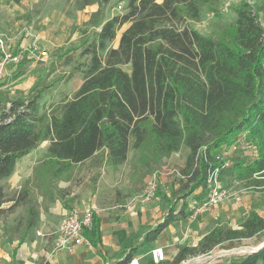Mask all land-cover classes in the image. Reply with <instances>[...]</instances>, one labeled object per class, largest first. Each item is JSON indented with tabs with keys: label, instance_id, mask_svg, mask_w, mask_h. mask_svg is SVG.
Listing matches in <instances>:
<instances>
[{
	"label": "trees",
	"instance_id": "16d2710c",
	"mask_svg": "<svg viewBox=\"0 0 264 264\" xmlns=\"http://www.w3.org/2000/svg\"><path fill=\"white\" fill-rule=\"evenodd\" d=\"M121 1L125 11L105 18L109 0H76L97 8L86 22L89 35L57 56L77 50L71 68L47 83L39 77L25 93H0V217L16 205L2 207L8 201L5 181L44 140L50 142L45 163L54 176L90 158L115 167L131 150L136 163L152 167L186 147L177 212L184 221L207 196L214 170L221 183L228 178L264 189V26L254 6L246 0L230 4L234 20L216 35H203L189 22L213 9L215 0ZM75 77L80 83L60 116L56 106L43 110L42 98L52 95L55 84ZM173 209L171 204L152 239L172 221ZM85 235L99 241L94 218ZM263 241L264 216L252 208L237 228L216 223L195 246H180L171 264ZM223 264H264V246L235 253Z\"/></svg>",
	"mask_w": 264,
	"mask_h": 264
},
{
	"label": "crops",
	"instance_id": "0c3cea01",
	"mask_svg": "<svg viewBox=\"0 0 264 264\" xmlns=\"http://www.w3.org/2000/svg\"><path fill=\"white\" fill-rule=\"evenodd\" d=\"M41 1L0 0V30L10 37L14 51L21 52V59L27 64V73L34 69L40 59L33 47L36 42L57 59L59 66L55 71L63 74L73 65L78 51L72 50L59 58L57 56L63 48L78 45L89 35L91 26L86 22L97 5L81 7L76 4V0H44L43 5L38 6ZM121 5H124L123 1ZM111 16L105 15V18ZM120 34L117 32L112 47L117 46ZM124 66L128 67L126 71H130V65ZM18 67H12L4 79L12 73H20ZM70 82L63 85L59 83L57 87L58 99L64 98L66 102L60 114L77 89L80 78L77 77L76 86L69 90L67 87ZM49 144V140H44L22 156L4 183L8 201L2 207L8 208L15 200L16 205L7 215L0 217V264H127L134 257H138L142 264H153L147 252L157 246L164 251V260L157 264H171L180 246H195L204 234L219 223L212 222L222 218V214L239 218V212L235 213L239 204L223 210V203H220L211 205L207 212L198 213L192 220L190 214L184 221L177 214L183 203V199H179L172 211V221L152 239V231L163 222L172 204L169 202L171 197L165 190L166 195L162 199L154 198L144 204L127 203L128 198L137 192L131 178L133 169L125 165L130 152L128 160L115 167L99 166L90 158L74 165L68 173L54 176L47 170L45 163ZM187 153V148L182 147L165 161L183 164ZM91 162L93 164H89ZM167 177H161L162 187H166ZM189 197L191 200L192 197ZM190 202L187 205L192 208ZM84 204L96 209L93 218L98 224L99 241L96 244L89 242L85 235L87 227L83 234L89 244L76 245L70 251L55 248L56 230L61 216L68 209ZM190 207L187 210L190 211ZM31 209L34 212L32 215ZM219 224L222 225L221 222ZM237 224L231 227L237 228ZM205 255L189 256L179 264H196L203 261ZM200 258V261L197 260ZM191 259L193 261L189 262ZM228 259L213 258L200 264H223Z\"/></svg>",
	"mask_w": 264,
	"mask_h": 264
},
{
	"label": "rangeland",
	"instance_id": "374dc122",
	"mask_svg": "<svg viewBox=\"0 0 264 264\" xmlns=\"http://www.w3.org/2000/svg\"><path fill=\"white\" fill-rule=\"evenodd\" d=\"M109 1L111 2L107 9L106 14H104V17L105 15L109 16L110 14L111 15L121 14L122 12L125 11L124 5H122L121 10L118 9V6L121 5V0H109ZM239 1L241 0H215L213 9L204 8L199 19L197 21L189 22V25L203 35H216L224 25L231 23L234 20V14L230 10L229 5L237 3ZM246 1L250 2V4H252L254 8L257 10L259 20L261 24L264 26V0H246ZM43 2L44 0H42L38 6L43 5ZM49 4H51L52 6H55L52 3H49ZM124 27L125 25L122 26V28L118 31V34L121 33ZM113 44H115V40L111 43V45ZM35 45H36L35 49L37 51L42 50L41 46L36 44V42H35ZM26 65L27 64L24 62V59H21L20 62L18 63V66H19L18 68L20 69V73H12L10 77H7L6 79L2 80V82H0V93L1 94H5L8 97H13L15 93H22V92L25 93L26 91H28L29 87L39 77L42 78V81L47 83L63 75L61 71H55L56 69H58L57 59L53 58V56L49 53H48L47 58L40 57L38 62L35 64L34 69H31L30 71H28V73L25 70ZM122 68H124L125 70L128 69L127 66H122ZM48 71L51 73H47ZM46 74H49V75L46 77ZM20 75L22 76L19 77ZM70 81L71 82L69 83L67 87V89L69 90L72 89L74 86H76L77 77L71 79ZM63 99L61 100L58 99L57 84H55V91L52 93V95L50 96L46 95L42 98L41 103H42L43 110H45L48 113L53 108V106H56L57 109H56L55 114H60L61 110L63 109L66 103L64 102ZM134 157H135L134 152L131 150L130 158L125 165L126 167L129 166L131 169H133V171L131 172V178L136 186L137 192L142 190L148 176L154 170H158L160 171L158 175L159 185H158L155 195L153 196L151 200H153L154 198L162 199L166 195L165 193V190H166L168 191V194L171 197L169 199V202L175 205V203L179 200L178 194H179L182 182H179V178L176 177L170 171L174 167H176L177 169H181L184 166V163L182 164L181 162H177V161L167 162L164 159L162 162H160L159 164L153 165L152 167H145V166H142L141 164L136 163ZM92 162L89 164H93ZM84 166L85 168L88 167V165H84ZM164 176H168L167 178H169L166 184V187H162V185L160 184L161 177H164ZM170 176H172V178ZM175 185H176V189H174ZM222 186L225 189L229 190V193L231 194L228 199H226L223 202H220V203H223L222 205L224 208L223 210H225V208L231 207L232 205L235 206L236 204H239L238 208H235L236 209L235 213L239 212L238 213L239 218L231 216V215L227 216V213H225L221 215L222 218H218L216 221L214 220L212 223L221 222L224 227H231L232 225L238 223V221H240V219H242L244 216H246L248 210L252 208L255 209L260 215L264 216V189H249V188L243 187L242 183L232 181L228 178H225V181L222 183ZM235 198H238L239 200L236 201ZM189 200H190V197H188L187 199L188 203L191 201ZM220 203H218V205H220ZM210 207H208L205 211L207 212L210 209ZM217 208L219 210H222L220 209L219 206ZM205 211H201V212H205ZM225 212H228V211H225ZM240 247H246L247 249L251 248L250 246H240ZM240 247H236L232 249L214 248L207 255L203 256V258L212 257L210 260H212L213 258H217V259L229 258L231 255L235 254V253L233 254L230 253V251H232L233 249L240 248ZM221 251H226V253L217 254L218 252H221ZM201 259L202 258L197 259V260L200 261ZM192 261L193 260L191 259L189 262H192Z\"/></svg>",
	"mask_w": 264,
	"mask_h": 264
},
{
	"label": "built area",
	"instance_id": "2783aa9c",
	"mask_svg": "<svg viewBox=\"0 0 264 264\" xmlns=\"http://www.w3.org/2000/svg\"><path fill=\"white\" fill-rule=\"evenodd\" d=\"M122 9V5L118 6ZM36 48L35 43H33ZM38 56L47 58L48 53L46 50H38ZM21 52L14 51L10 37L0 30V81L5 78L9 70L17 66L21 60ZM176 177L180 178L179 169L174 167L171 171ZM160 171L154 170L145 181L141 191L133 194L128 198V204L147 203L155 195L159 185ZM207 196L194 208L191 220L201 211H205L208 207L214 204L225 201L230 197L229 190L222 186V183L216 176V170L209 173L207 178ZM96 209L90 204H84L80 207H72L68 209L60 218L56 234L55 248L72 250L74 246L79 244H89L83 232L84 229L89 227ZM152 263H159L164 260V251L162 247L151 248L147 252ZM127 264H142L138 257L131 258Z\"/></svg>",
	"mask_w": 264,
	"mask_h": 264
},
{
	"label": "water",
	"instance_id": "95a60500",
	"mask_svg": "<svg viewBox=\"0 0 264 264\" xmlns=\"http://www.w3.org/2000/svg\"><path fill=\"white\" fill-rule=\"evenodd\" d=\"M262 246H264V241L261 242L259 245L255 246V247L248 248L247 250L240 251V252L230 251V253L233 254V253L253 252V251H256V250L260 249ZM211 258H212V257H206V258H204L203 261L196 262V264H200V263H202V262H204V261H208V260H210Z\"/></svg>",
	"mask_w": 264,
	"mask_h": 264
},
{
	"label": "bare ground",
	"instance_id": "6f19581e",
	"mask_svg": "<svg viewBox=\"0 0 264 264\" xmlns=\"http://www.w3.org/2000/svg\"><path fill=\"white\" fill-rule=\"evenodd\" d=\"M244 250H247V248L246 247H240L237 249H233L232 251L240 252V251H244ZM224 253H226V251H221V252H218L217 254H224Z\"/></svg>",
	"mask_w": 264,
	"mask_h": 264
}]
</instances>
